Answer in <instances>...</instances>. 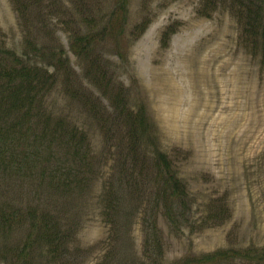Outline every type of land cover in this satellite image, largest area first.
Masks as SVG:
<instances>
[{
  "label": "rangeland",
  "instance_id": "rangeland-1",
  "mask_svg": "<svg viewBox=\"0 0 264 264\" xmlns=\"http://www.w3.org/2000/svg\"><path fill=\"white\" fill-rule=\"evenodd\" d=\"M38 5L41 10L34 7L21 17L11 0H0V29L9 49L50 73L55 70L50 49L64 50L68 60L71 78L60 71L45 111L53 118L67 116L88 134L94 177L73 200L80 219L72 263L98 264L107 251L111 228L101 197L117 141L106 138L94 110L110 108L109 94L123 88L131 106L145 107L160 148L192 199L194 224L175 229L159 217L165 262L221 248L264 247V65L241 45L238 22L224 4L211 9L205 0H44ZM168 27L172 34L164 46ZM89 31L94 37L84 56L78 36ZM127 228V250L139 256L140 219Z\"/></svg>",
  "mask_w": 264,
  "mask_h": 264
},
{
  "label": "trees",
  "instance_id": "trees-1",
  "mask_svg": "<svg viewBox=\"0 0 264 264\" xmlns=\"http://www.w3.org/2000/svg\"><path fill=\"white\" fill-rule=\"evenodd\" d=\"M11 1L23 17L27 10L40 9L38 2L44 0ZM205 1L211 9L224 4L238 22L241 45L260 56L264 65V0ZM111 23L108 19L101 27L104 35ZM146 26L142 24L140 31ZM171 34L169 27L163 31L164 46ZM1 35L0 29V264H73L77 256H72L71 247L80 219L73 200L85 193L94 177L88 134L67 116L53 118L45 111L60 71L66 70L71 78L65 68L68 60L64 50L50 49L46 53L55 69L50 73L18 56ZM78 37L81 55L88 56L93 33ZM98 73L99 66L95 79L101 78ZM125 91L109 94L110 108L93 109L106 138L117 141L101 197L111 229L98 264H264V247L221 248L165 262L159 217L175 229L194 224L192 199L173 160L160 148L145 107L131 106ZM137 218L144 242L141 254L131 257L127 227Z\"/></svg>",
  "mask_w": 264,
  "mask_h": 264
}]
</instances>
